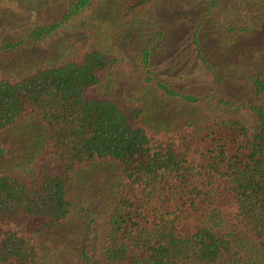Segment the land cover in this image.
Returning a JSON list of instances; mask_svg holds the SVG:
<instances>
[{"label": "trees", "instance_id": "16d2710c", "mask_svg": "<svg viewBox=\"0 0 264 264\" xmlns=\"http://www.w3.org/2000/svg\"><path fill=\"white\" fill-rule=\"evenodd\" d=\"M155 1L121 3L130 15ZM90 3L72 0L56 23L16 43L0 41V53L44 40ZM93 40L75 32L62 60L22 79H0V132L31 114L47 140L33 156V174H0V264H53L37 236L70 217L74 168L100 161L116 163L120 180L106 221L108 264H251L255 253L264 257V110L241 106L252 123L221 114L156 128L141 102L105 88L117 62ZM150 57L143 49L137 85L145 103L236 107L219 96L180 94L153 76ZM252 85L258 98L264 83Z\"/></svg>", "mask_w": 264, "mask_h": 264}, {"label": "rangeland", "instance_id": "374dc122", "mask_svg": "<svg viewBox=\"0 0 264 264\" xmlns=\"http://www.w3.org/2000/svg\"><path fill=\"white\" fill-rule=\"evenodd\" d=\"M71 2L0 0V41L16 43L31 29L56 23ZM124 7L121 0H91L44 40L0 53V79H22L62 60L70 47L69 37L83 31L102 53L116 59L104 87L121 99L141 102L146 119L156 128L164 124L173 128L175 121L188 117L221 114L252 123L241 106L259 105L264 110V92L257 98L252 85L254 79L264 83V0H158L130 15ZM145 48L151 52V72L160 82L180 94L223 97L236 107L220 109L215 104L217 110L205 103L188 108L177 100L145 103L146 94L137 85ZM41 124L29 114L0 132V174H33L37 163L33 156L47 144ZM119 185L114 162L74 168L69 178L70 217L57 229L37 236L51 263L108 264L103 255L106 221ZM251 257V264H264L259 253Z\"/></svg>", "mask_w": 264, "mask_h": 264}]
</instances>
